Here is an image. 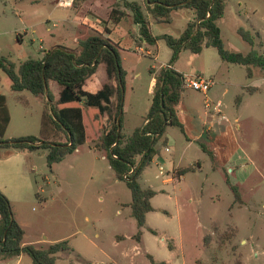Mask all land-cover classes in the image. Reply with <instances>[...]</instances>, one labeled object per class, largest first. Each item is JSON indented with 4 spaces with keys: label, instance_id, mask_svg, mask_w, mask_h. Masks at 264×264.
Wrapping results in <instances>:
<instances>
[{
    "label": "rangeland",
    "instance_id": "obj_1",
    "mask_svg": "<svg viewBox=\"0 0 264 264\" xmlns=\"http://www.w3.org/2000/svg\"><path fill=\"white\" fill-rule=\"evenodd\" d=\"M225 1L218 25L226 47L241 54L250 51L238 34L243 29L253 37L254 50L264 56V0ZM72 2L0 0V58L18 67L55 47L77 51L80 41L95 35L80 19L90 10L105 16L119 0L80 1L76 9ZM193 18L190 10L174 11L171 23L153 22V34L177 38ZM99 26L103 32V24ZM110 39L119 43L126 72L125 137L142 126L151 105V70L157 74L171 63L184 78L199 75L214 85L207 96L182 86L176 109L185 134L168 126L155 144L158 155L138 178L143 189L156 193L140 242L128 207L130 190L116 178L106 150L87 141L48 167L44 149L17 152L0 147V186L25 232L24 241L43 248L68 241L70 252L58 253L56 264H151L147 256L165 264H264V73L252 68L249 78L245 66L223 62L212 47L199 55L182 50L174 59L163 40L153 47L141 42L140 47L131 16ZM105 82L101 64L85 89L95 92ZM49 88L57 97L56 83L50 82ZM0 94L10 115L3 141L46 138L41 130L43 114L51 117L46 100L11 91L2 70ZM55 140L65 142L62 135ZM187 168L191 170L177 176ZM229 185L237 188L239 200Z\"/></svg>",
    "mask_w": 264,
    "mask_h": 264
},
{
    "label": "trees",
    "instance_id": "obj_2",
    "mask_svg": "<svg viewBox=\"0 0 264 264\" xmlns=\"http://www.w3.org/2000/svg\"><path fill=\"white\" fill-rule=\"evenodd\" d=\"M80 1L85 0H73L75 9ZM226 7L225 0H142V4L119 0L111 8L105 22L112 26L119 25L129 18L130 13L132 23L138 27L139 46L144 41L153 47L158 40H163L172 51L173 59L182 50L199 55L204 48L212 47L217 50L223 62L245 66L249 78L253 74L252 68H259L264 73V56L254 50V39L249 31L238 30L241 38L251 47L247 54L226 47L218 25ZM180 9L190 10L194 14L182 34L177 38L169 35L153 36L148 17L156 23H171L172 12ZM110 33L111 30L104 27L103 33L95 32V35L80 41L77 51L55 47L47 51L43 58L25 60L18 67L5 57L0 58V70L7 76L11 91H27L36 98L46 100L51 112V117L43 114L41 119L42 134L46 138L28 136L5 142L2 137L10 123V115L6 97L0 94V147L17 152L44 149L47 151L48 167L61 162L87 141L106 150L110 168L118 180L125 181L130 190L131 202L128 207L138 228L135 239L140 242L146 215L154 211L150 201L156 193L143 189L138 178L158 155L155 144L168 126L177 127L185 134L176 109L181 101L184 77L170 68H161L157 74L150 71L155 79L151 105L142 126L125 137L122 124L126 72L117 51L119 44L111 41L108 37ZM101 64L105 66L108 82L96 92L85 90V85L97 73ZM50 82L58 86L57 97L49 88ZM61 135L65 142L55 140ZM137 159L139 162L136 165ZM190 170H180L177 176L182 177ZM230 189L235 200H239L237 188L230 186ZM151 233L155 234L152 230ZM24 235L23 228L13 218L12 203L0 191V262L24 255L31 259L32 264H56L58 253L70 252L68 241L56 242L43 248L35 244L25 245ZM168 248L171 250L170 246ZM147 257L151 264H165L156 263L152 257Z\"/></svg>",
    "mask_w": 264,
    "mask_h": 264
},
{
    "label": "crops",
    "instance_id": "obj_3",
    "mask_svg": "<svg viewBox=\"0 0 264 264\" xmlns=\"http://www.w3.org/2000/svg\"><path fill=\"white\" fill-rule=\"evenodd\" d=\"M87 0H85V1H83L82 2V4L83 3H85ZM89 1V0H88ZM129 1V0H128ZM140 1V0H139ZM140 4H142L141 2H139ZM110 10H111V8L105 13V16H103V14L101 15V14H98L97 12H94L95 10H90V12H87L86 14H85V16H84V18L83 19H80V22H79V24L81 25V26H83V27H86V28H88V29H90V30H92V31H94V32H97V33H103L102 31H100V29H99V23H102L103 24V31H104V27H107L108 29H110L111 30V33L108 35V37L110 38V35L118 28V26L119 25H121V24H123L124 22H126V20L125 21H122L119 25H116V26H112V25H110V24H108V23H106L105 21H106V19H107V15H108V13L110 12ZM129 15L131 16V14L129 13ZM129 16V17H130ZM128 19V18H127ZM148 20H149V23H150V28H151V33L153 34V22H155L154 20H152L150 17H148ZM153 36H154V34H153ZM112 41V40H111ZM113 43H118V42H114V41H112ZM119 44V43H118ZM146 45V43L144 42V41H142V45ZM142 45L140 46V47H142ZM146 46H148V45H146ZM149 47H151V46H149ZM148 54H150V53H148ZM167 65H169L170 66V69H173L174 70V68H173V65H171V64H167ZM153 70H155V69H153ZM176 71V70H175ZM96 75V74H95ZM94 75V76H95ZM93 76V77H94ZM92 77V78H93ZM154 77V74H152V78H151V83H150V92H152V88H153V84H154V82H155V79L153 78ZM92 78L89 80V81H91L92 80ZM88 81V82H89ZM9 82V81H8ZM87 82V83H88ZM107 82H108V79H107ZM106 83V82H105ZM10 84V83H9ZM50 84V83H49ZM104 84V83H103ZM102 84V85H103ZM87 85V84H86ZM85 85V86H86ZM102 85L99 87V88H97V90L98 89H100L101 87H102ZM84 89H85V87H84ZM86 90V89H85ZM96 90V91H97ZM95 91V92H96ZM90 92V91H89ZM209 92V91H208ZM93 93V92H92ZM53 94V93H52ZM206 96H207V94H206ZM55 97V96H54ZM205 99H207V98H205ZM0 191L1 192H3V193H5L3 190H2V188H1V186H0ZM11 202V201H10ZM23 243L26 245V244H28V243H26L24 240H23ZM36 245V244H35ZM27 257V256H26ZM29 258V257H28ZM31 260V259H30ZM32 264V262L31 263H26V261H25V259H24V255H21V256H19V257H16V258H13V259H10V260H8V261H5V262H0V264Z\"/></svg>",
    "mask_w": 264,
    "mask_h": 264
},
{
    "label": "built area",
    "instance_id": "obj_4",
    "mask_svg": "<svg viewBox=\"0 0 264 264\" xmlns=\"http://www.w3.org/2000/svg\"><path fill=\"white\" fill-rule=\"evenodd\" d=\"M165 68H170L169 65H167ZM183 85L187 88H190L196 92H199L203 95H206L208 91L213 87L214 82L211 78L206 79L202 76H196L194 78H184L183 79ZM206 104L209 103V100H205ZM133 171H131L132 173Z\"/></svg>",
    "mask_w": 264,
    "mask_h": 264
}]
</instances>
